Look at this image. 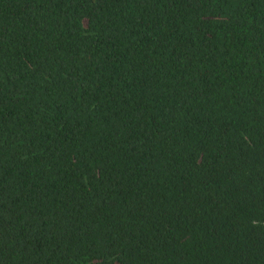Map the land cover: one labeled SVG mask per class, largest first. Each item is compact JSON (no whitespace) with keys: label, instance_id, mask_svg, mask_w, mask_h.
I'll use <instances>...</instances> for the list:
<instances>
[{"label":"trees","instance_id":"trees-1","mask_svg":"<svg viewBox=\"0 0 264 264\" xmlns=\"http://www.w3.org/2000/svg\"><path fill=\"white\" fill-rule=\"evenodd\" d=\"M0 264H264V0H0Z\"/></svg>","mask_w":264,"mask_h":264}]
</instances>
